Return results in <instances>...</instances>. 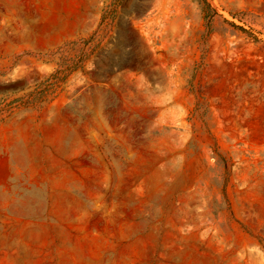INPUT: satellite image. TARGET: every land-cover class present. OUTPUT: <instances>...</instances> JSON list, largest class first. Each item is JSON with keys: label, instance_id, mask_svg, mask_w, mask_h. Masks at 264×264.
<instances>
[{"label": "rangeland", "instance_id": "1", "mask_svg": "<svg viewBox=\"0 0 264 264\" xmlns=\"http://www.w3.org/2000/svg\"><path fill=\"white\" fill-rule=\"evenodd\" d=\"M0 264H264V0H0Z\"/></svg>", "mask_w": 264, "mask_h": 264}, {"label": "trees", "instance_id": "2", "mask_svg": "<svg viewBox=\"0 0 264 264\" xmlns=\"http://www.w3.org/2000/svg\"><path fill=\"white\" fill-rule=\"evenodd\" d=\"M59 52L62 53V49H60ZM84 56H86V55H82L81 57L77 58V61H75V64H76V65L74 66V69H78V67L81 66V65L84 63V59H83ZM84 58H85V57H84ZM61 67H62V66H61ZM74 69H72V70H74ZM70 71H71V70H70ZM60 79H63V78H56V81H55V82H57L58 80L60 81ZM46 82H47V81H45L44 83H41L40 86H45V85H43V84H45ZM51 86H53V84H51ZM38 96H42V94L38 93L37 96H34L33 101H36V100H37L36 97H38Z\"/></svg>", "mask_w": 264, "mask_h": 264}, {"label": "crops", "instance_id": "3", "mask_svg": "<svg viewBox=\"0 0 264 264\" xmlns=\"http://www.w3.org/2000/svg\"><path fill=\"white\" fill-rule=\"evenodd\" d=\"M93 6H94V8L96 9V11L97 10H99V4L98 3H95V4H93ZM81 15H83V17H85V21H88V20H90V17L92 16L93 17V19H92V22H96V17H97V15L96 14H90V13H88L87 11L86 12H82L81 13ZM93 30V28L91 29V31Z\"/></svg>", "mask_w": 264, "mask_h": 264}]
</instances>
